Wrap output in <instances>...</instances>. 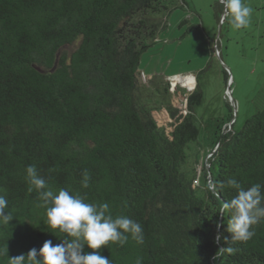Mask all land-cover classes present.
<instances>
[{"label":"trees","instance_id":"trees-1","mask_svg":"<svg viewBox=\"0 0 264 264\" xmlns=\"http://www.w3.org/2000/svg\"><path fill=\"white\" fill-rule=\"evenodd\" d=\"M175 7L173 0H0V196L13 215L0 226V247L9 257L62 239L28 192L25 168L34 164L53 188L106 201L114 214L141 223L143 244L129 238L101 246L112 264H264V221L246 242H215L217 231L231 236L228 213L216 212L231 192L219 182L232 176L245 187L264 184V107L239 130L219 128L208 170L217 198L183 174L186 148L198 135L192 101L200 94L162 116L140 98V56ZM221 246L239 251L213 261Z\"/></svg>","mask_w":264,"mask_h":264},{"label":"rangeland","instance_id":"rangeland-1","mask_svg":"<svg viewBox=\"0 0 264 264\" xmlns=\"http://www.w3.org/2000/svg\"><path fill=\"white\" fill-rule=\"evenodd\" d=\"M173 1L177 7L162 16L165 27L140 56L137 82L141 100L161 116L163 108H183L193 92L200 94L192 101L198 135L183 165L200 193L219 128L239 130L264 107V0H244L253 12L241 29L223 17L219 0Z\"/></svg>","mask_w":264,"mask_h":264},{"label":"clouds","instance_id":"clouds-1","mask_svg":"<svg viewBox=\"0 0 264 264\" xmlns=\"http://www.w3.org/2000/svg\"><path fill=\"white\" fill-rule=\"evenodd\" d=\"M223 6V17L234 29L248 27L253 9L244 0H219ZM25 179L28 192H36L38 207L43 209L44 224L53 233H58L62 239L53 244L52 240H45L37 249L35 247L27 253L14 257L7 254L6 244L0 247V257L7 258V264H112L111 259L100 254L101 246L116 244L123 246L129 238L137 244H143L145 233L140 222L124 214H114L108 202H89L86 196L74 192L70 187L53 188L42 177L34 164L25 168ZM91 177L88 170H84L80 181L81 188H88ZM219 189H229L231 196L223 202L218 210L223 218L228 213L224 230L231 234L222 237L217 231L215 242L221 239L225 243L246 242L255 235L253 226L264 221V184L254 183L245 187L235 177L229 176L219 182ZM206 190L220 198L217 182L209 180ZM8 201L0 196V226L9 225L13 219L11 212H6ZM223 222L217 223L219 230ZM85 248L92 251H85ZM238 248L221 246L213 256V261L225 252L235 254ZM136 264H142L141 259Z\"/></svg>","mask_w":264,"mask_h":264},{"label":"water","instance_id":"water-1","mask_svg":"<svg viewBox=\"0 0 264 264\" xmlns=\"http://www.w3.org/2000/svg\"><path fill=\"white\" fill-rule=\"evenodd\" d=\"M208 170H209V166H207Z\"/></svg>","mask_w":264,"mask_h":264}]
</instances>
